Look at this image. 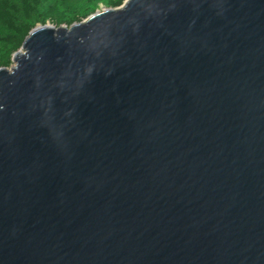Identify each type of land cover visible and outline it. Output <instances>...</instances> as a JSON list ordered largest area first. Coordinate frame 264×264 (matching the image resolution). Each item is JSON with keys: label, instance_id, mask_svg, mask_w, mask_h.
I'll return each instance as SVG.
<instances>
[{"label": "water", "instance_id": "1", "mask_svg": "<svg viewBox=\"0 0 264 264\" xmlns=\"http://www.w3.org/2000/svg\"><path fill=\"white\" fill-rule=\"evenodd\" d=\"M0 67V264H264V0H124Z\"/></svg>", "mask_w": 264, "mask_h": 264}, {"label": "trees", "instance_id": "2", "mask_svg": "<svg viewBox=\"0 0 264 264\" xmlns=\"http://www.w3.org/2000/svg\"><path fill=\"white\" fill-rule=\"evenodd\" d=\"M124 0H0V67H10L28 32L38 24L70 26L101 7Z\"/></svg>", "mask_w": 264, "mask_h": 264}, {"label": "snow or ice", "instance_id": "3", "mask_svg": "<svg viewBox=\"0 0 264 264\" xmlns=\"http://www.w3.org/2000/svg\"><path fill=\"white\" fill-rule=\"evenodd\" d=\"M126 2H127V0H126Z\"/></svg>", "mask_w": 264, "mask_h": 264}]
</instances>
